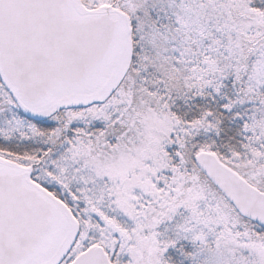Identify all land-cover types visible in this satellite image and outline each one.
<instances>
[{
	"label": "snow or ice",
	"instance_id": "obj_1",
	"mask_svg": "<svg viewBox=\"0 0 264 264\" xmlns=\"http://www.w3.org/2000/svg\"><path fill=\"white\" fill-rule=\"evenodd\" d=\"M0 264H264V0H0Z\"/></svg>",
	"mask_w": 264,
	"mask_h": 264
}]
</instances>
